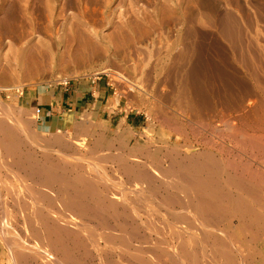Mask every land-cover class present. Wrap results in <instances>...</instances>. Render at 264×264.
Wrapping results in <instances>:
<instances>
[{"label": "rangeland", "instance_id": "rangeland-1", "mask_svg": "<svg viewBox=\"0 0 264 264\" xmlns=\"http://www.w3.org/2000/svg\"><path fill=\"white\" fill-rule=\"evenodd\" d=\"M16 1L17 0H0V121L9 124V127L11 129L13 127L14 131L18 130L15 132V135L17 136L19 133L18 136H21L20 141L23 143V146L19 145L20 141L18 140V147H21L18 151H21L22 154H31L30 156L33 159H38L37 161L40 162L43 159H45L44 161H46V159L48 161L50 157L51 161H53L52 163H61L60 159L65 160L67 157H69L68 160L70 162V158H72L70 163L81 162L84 164V167L86 166L83 173L88 175L92 174H90L88 166L94 164L97 166L96 172L93 174H96L94 176V181L100 180L103 182L104 179L102 180L101 178L105 177L106 179L110 178L114 181V187L111 186L109 192H107L106 198L109 201L114 203L118 202L116 204L122 203L121 201H123V198L120 193L127 188H138L137 185H139V188H142L141 191L143 195L145 194L146 196H144L147 197V199L152 198L148 199L147 205L151 209L155 208L153 210L156 212L159 211L157 214L151 213L154 212L153 210L143 211L144 208L138 211L137 215L140 214L141 216L135 215V218H133L136 221V225L138 224V228L136 227L138 230L126 228L129 232L126 235L127 240L121 241L119 229H104L105 227H99L94 220H90L88 217H83L82 219L78 216H70L71 214H69L70 212L68 210V212L66 210L62 211L63 213L60 211L58 212V210L55 209V205H57V207L62 206V200H60V198H56L53 201V206L47 205L44 202L42 203V201H40L41 204H36V202L39 203V201H35L34 205H41L43 213L46 212V216L49 220L52 218L56 220L55 222H64L68 228L74 226L76 228L78 225L79 228L76 229L81 228L79 232V237H82V239H80V248L78 246L70 247L71 244L68 243L67 247L70 245V248L68 247V250H66L71 258L69 260H61L63 257L60 256L54 248H51L45 241L46 239L43 238L44 236L40 237L42 239L40 241V238H38V240L37 238H33V235L25 234L29 233L28 231L31 227L40 229V223H37L39 218L32 210L35 207L33 206L34 200L32 197V199L30 198L29 194L25 193L24 189L25 186L30 185L28 183H31L32 186L35 185L33 184L34 181L25 177L23 172L12 164L11 154H5L4 151H1V146L8 145L11 138H9L10 133L7 132L6 134V131L0 128L3 130H0V142H3H1L2 145L0 144V264H20L19 262H22L14 257L12 252L13 247L24 248L27 253L29 252V255L26 256V260L23 258L21 264H46L44 261H47V264H53V262L54 264H117V262L120 264H138L137 262H140L139 264H157L156 262L154 263L156 259L152 254V249L156 242L162 239L159 245L161 244L160 246H164L166 244L164 247H167V249L169 247L168 250L171 251L169 246L171 244L169 242L175 245L176 241L174 240L175 238L173 239L174 241L170 239V241L167 240V237L171 234L168 233L169 231L166 233L165 229L168 230L167 228H170L173 224L178 225V223H180L178 225L180 228L185 227V222H189L193 226L195 225L190 231H192V236L196 235L198 238H201L204 228H208L211 232H216L215 234L217 236L221 237L225 243H228H226L228 245H226V247L229 248V253L231 252L230 254H234L236 259L238 258L237 260L235 259L234 264H264V224L262 222L264 220V210L261 212L262 214L258 216V225H263H260L263 227V231L258 232L259 234L255 233V235H258H253V239L252 235L250 237V232H253L256 227L260 228V226L254 224L251 228L254 227L255 229L249 230L251 229L249 228L250 225H248L249 229L246 225L245 227L240 223L242 220L237 218L236 215L229 216L226 214L220 215L217 218L210 217L211 219L207 217L206 220H204L197 217L195 214H186L184 221L173 223L175 222L173 216L178 214V210L170 208V205L166 202L167 195H164L162 190H159L157 195L150 193L145 189L144 183L141 182H137V184L135 182V184H133L134 182L132 179L123 174L124 171L120 167L123 161L127 159L129 163L136 161L137 163L134 162V164H140L139 166L144 170L151 171L153 167L157 170H165L170 164L169 160L172 159L175 153L187 159L188 156L191 157V154H193V156L198 155L200 151L202 152L205 149H210V152H214L213 155L215 154L216 157L221 156L224 159L231 158L230 160H232V158H234L233 160H238L240 157L242 159L241 164H243L244 161V163H247L248 159L252 161L249 158V152L245 153L240 149L242 154L238 148L235 147L234 149L233 144L229 142V135L235 132L243 134V132L247 131L248 133H255L257 135L262 134L264 136V0H54L52 2L54 8L59 9V7H63L64 11L67 10L65 11L66 15H70V18L73 16V21L91 23L99 33L102 32V34L112 36L115 29H119L116 31L117 33L119 32V36L115 38L118 39V41H116V44H112V42L108 44L107 40H103V45H101V49L98 50V52L91 55L89 54L82 60L71 59V57L67 56H62L60 59L52 57V59L48 61L47 59L45 61L43 60L45 63L41 61L43 64L40 62V67L37 65V69L17 68L16 71L15 68H10L9 71V68H6L5 65H7V62H11L12 48L24 45L27 41L35 44H40L42 41L50 42L52 37L54 38L55 36V31H61V29L65 27V33H69V29L71 31L74 28L68 24L63 26L61 24L62 20H58L57 24L51 29L46 28L48 31L41 27L40 30L39 26L36 25L37 23L40 24L39 21H42V19H39V21L36 20L37 23H30L27 21L28 24L24 23L26 21H15L17 23L12 22V13L20 16L22 15L21 10L24 8L23 5H21L23 4L22 1ZM30 2L32 3H28L29 5L26 7L27 14L32 15L34 13L32 15L33 17L40 18L44 14V11L41 13L43 5H39V7L37 1L36 4H34V0ZM14 5L18 6L13 7ZM30 9L32 12H30ZM80 19L82 20L80 21ZM42 25L44 26V24ZM67 27H69V29ZM18 34L23 35L25 38L22 36L21 41L17 42L16 37ZM67 38L68 37H66L65 40ZM2 71H5V73ZM89 79H99L104 82L103 84L108 89V97L106 101L103 100L99 103V109H96L97 107L94 106L90 107L82 104L80 108H77L75 113L76 116L64 127L52 129L41 128L36 122L33 113V101L41 100L42 96L50 94L52 89L56 91L73 81ZM123 113H126L127 116L130 114V117H124ZM79 119L85 120L86 129H74V124L80 121ZM17 121L18 123L20 122V126L17 124ZM5 136L9 141L5 138L4 141L2 137ZM54 137L66 143V150L64 149L65 147L61 148L57 145L54 141ZM52 138V141H48ZM24 140H26L25 142H28V144H25ZM5 142L8 143L6 144ZM44 144L48 148H46ZM52 144L54 145L52 146ZM93 145L96 146L95 149ZM41 147L44 151L41 150ZM119 147L120 149H118ZM147 148L149 149L147 150ZM177 150L180 151V153L177 152ZM115 151L116 153L121 152L123 155H121L122 159L120 161L112 159V155L115 154ZM153 151H155L158 157L157 161H153L147 156V153ZM165 151L167 152L165 153ZM106 152L109 153L104 157L103 155H105ZM140 152L147 153L142 155ZM42 153L46 155L43 156L44 154ZM168 153L171 155L169 156ZM61 154L62 157L60 156ZM70 154L76 155L74 157ZM87 154L88 156L86 157H91V159L85 158ZM76 156H81L83 160ZM63 157H65V159H63ZM86 159L91 161L87 160L88 162L86 163ZM111 160L115 162L113 163ZM121 161L122 163H120ZM149 161L151 165H149ZM153 162L155 164L157 162V164L155 165ZM158 162H160V165ZM167 162H169V164H167ZM251 163L255 166L259 165L257 167H261V169L264 170V164L261 165L260 162L257 163L255 161ZM116 165H118V168ZM150 166L152 168H150ZM115 169L121 170L118 171ZM14 172L17 173L15 174ZM20 174L22 175V179ZM24 179L27 185L24 184ZM27 179L30 182H27ZM106 179L104 182H107ZM128 181L130 184L127 183ZM156 184L157 187L160 185L159 182ZM56 186V184H52L50 185L51 189L45 186H38V188H46L45 192L47 189L48 192L49 190L54 191V188L56 191ZM86 191L88 192V189H86ZM258 192L261 198L263 197L262 201L264 203V186H260L257 193ZM116 194L119 198L115 196ZM161 195L164 198H162ZM108 197H111L113 200ZM258 203L260 205V201ZM29 204L32 205V209ZM153 204L155 205L153 206ZM150 205H152L153 208ZM256 206H258L257 203ZM46 210L50 212L47 213ZM51 210L53 212H51ZM169 210L177 212L176 214L174 212L171 214L172 212ZM148 211H151L150 213L152 216ZM146 212L150 214V217L147 216L148 214L146 215ZM57 216H63L64 220L58 221L57 219H61V217L57 218ZM80 219L82 220L79 221ZM112 219H110L112 223H117L115 218ZM160 219L164 224L166 223L164 227H162L163 223ZM54 220L50 221L54 222ZM151 220L153 222H151ZM29 221L33 223L31 224ZM201 221H204V223ZM206 222H208V225ZM81 223L83 225H80ZM156 223H159V225ZM168 223L172 225L169 226ZM182 224L184 225L181 226ZM240 224L242 227L239 228ZM154 227L159 229L157 231L158 234ZM160 227L162 228L160 229ZM88 228H90L91 231H88ZM153 230L155 231L154 233ZM161 230L163 234H161ZM108 231L112 234L111 236ZM231 231L233 236L230 235ZM148 232H150V234ZM106 233H108L109 239L111 237L110 241L108 239V242L104 239V234ZM183 233L181 237H186V233ZM129 235H131V238ZM138 236L140 238L142 236V238L140 239ZM164 238H166V240H164ZM136 239H140V242ZM201 239V244L205 249L200 246L201 249H203L204 255H199V261L197 260L196 263H187L186 261L182 263L183 261L180 262V260H178V263H176L199 264L200 262V264H225L223 258H221L222 260L217 257H215V260L214 258L211 259V257L214 256L211 253V245V248L209 247L210 240L205 239L208 243L206 244L203 236ZM14 240H18L17 242L19 244ZM145 240L149 243H146ZM11 242H16L17 244H12ZM124 242L128 244L126 245ZM29 246L31 249H29ZM127 246H130L129 249ZM136 246L139 249H137ZM36 247L37 249H35ZM143 251L145 252L144 254ZM133 252L138 255H133ZM203 252L201 254H203ZM206 252L207 254H205ZM118 254L121 255L119 256ZM127 254L130 255V257ZM122 255L128 258V260H126L125 257H121ZM12 257H14L15 260ZM108 257L113 259L114 262ZM132 257L134 261L131 259ZM161 258L164 259L165 257L162 256ZM24 261H26V263ZM162 263L167 264L164 260L161 261V264Z\"/></svg>", "mask_w": 264, "mask_h": 264}, {"label": "bare ground", "instance_id": "bare-ground-1", "mask_svg": "<svg viewBox=\"0 0 264 264\" xmlns=\"http://www.w3.org/2000/svg\"><path fill=\"white\" fill-rule=\"evenodd\" d=\"M17 1H22L23 4V9L21 10L22 11V15L20 16H17L15 15L14 13H12V22H21V21H26L24 23H27L30 22V23H33V22H36L39 21V19H42V21H39L40 24H38L37 22V26H39V29L40 27L47 30L46 28H49L51 29L52 27H54L58 20H62V25L65 26V25H70L72 27H74L71 31L69 29V27H67L69 29V33H65V27L63 29H61V31H55L54 32V38L52 37V40L50 42H40V44H35V43H31V42H25L24 45H19L17 47H14L12 48V56H11V62H7L5 65L6 68H9V71H10V68H15L16 71H17V68L18 69H21V68H26V69H31V68H34V69H37V65L39 66L40 62L41 61H45L47 59V61L49 59H52V57H56L58 59H60L62 56H67V57H71V59H75V60H82L83 58H85V56L87 55H91V54H94L96 52H98V50L101 49V45H103V40H107V43L110 44L112 42V44H116V41H118V39H115L117 36H119V32L117 33L115 29V32L113 33L112 36H107L105 34H102L99 33V31L93 26V24H89L87 22H75L73 21V16L70 18V15H66V12L67 10L64 11V8L63 7H59V9L57 8H54L53 7V1L54 0H34L36 4V1L38 2V6H42L43 7L41 8L42 11L41 13L44 11V14L40 17V18H36V17H33L32 15L34 14H27L26 12V7L29 5L28 3H32L30 2L31 0H17ZM16 1V2H17ZM56 1V0H55ZM18 2V3H19ZM17 3V4H18ZM52 4V5H51ZM13 5V4H12ZM16 5V3H15ZM13 6V7H17V6ZM59 5V4H58ZM37 6V7H38ZM39 6V7H40ZM60 6V5H59ZM138 6V5H137ZM31 7V5H30ZM87 7V6H86ZM21 8V7H20ZM32 8V7H31ZM66 8V7H65ZM85 8V7H84ZM16 9H19V8H16ZM14 11V10H13ZM19 11V10H18ZM17 11V12H18ZM35 11V10H34ZM30 12H32V10L30 9ZM29 12V13H30ZM18 14V13H17ZM75 16V15H74ZM76 17V16H75ZM79 18V17H78ZM75 19V18H74ZM76 20V19H75ZM79 20V19H78ZM82 19H80L81 21ZM87 20V19H86ZM15 22V23H17ZM61 22V21H60ZM20 24V23H19ZM28 24V23H27ZM35 24V23H34ZM33 24V25H34ZM44 24V26L42 25ZM31 25V24H29ZM60 25V23H59ZM58 25V26H59ZM118 26V25H117ZM56 28V27H55ZM66 28V29H67ZM41 30V29H40ZM50 32V30H49ZM14 33V32H13ZM51 33V32H50ZM67 35H65V34ZM121 34V33H120ZM15 35V34H14ZM16 36V35H15ZM14 36V37H15ZM22 36L21 34H18L17 35V42L18 41H21L22 39ZM121 36V35H120ZM13 37V38H14ZM24 37V36H23ZM68 37L66 40L65 38ZM25 38V37H24ZM120 38V37H118ZM112 39V40H111ZM124 40V39H123ZM3 58V57H2ZM1 58V59H2ZM43 61V62H44ZM45 63V62H44ZM41 64H43L41 62ZM0 65H1V60H0ZM3 65V64H2ZM40 67V66H39ZM38 67V68H39ZM1 71V70H0ZM30 71V70H29ZM3 72V71H2ZM1 73V72H0ZM5 73V71L3 72ZM9 73V72H8ZM7 73V74H8ZM2 110V109H1ZM14 116V115H13ZM9 120V119H8ZM244 122V121H243ZM20 123V122H19ZM18 121H17V124L19 125ZM23 124V123H22ZM15 125V124H14ZM21 125V124H20ZM19 125V126H20ZM26 125V124H25ZM10 125L7 124V123H4V121H0V128L1 129H4V131H6V134L7 132L10 133V137L11 140L9 141V139H7V137H2L3 139H7V141H9V144L8 145H5V146H1V151L5 152L6 153H10L11 157H12V164L15 165L18 170L20 169V171L23 172L24 176L27 177L28 179L30 178L31 181H34V185L35 186H32L31 183H28L30 185H27L26 183V180L24 182L25 185V193L26 194H29L30 195V198L32 197L33 198V206H35L34 202L35 201H39L36 202V204H41L40 201H42V203H46L47 205H52L53 201L56 199V198H60V200H62V206L60 207H57V205H55V209L58 210V212H62L64 210H68L71 214L70 216L74 215L75 217H81L83 219V217H88L90 218V220H94L96 222V225L98 224L99 227H105L104 229L108 228H112V229H119V234L121 235L120 237V240L121 241H125L127 240L126 239V235L127 233H129L127 231L126 228H130L131 230H134L136 229V227L138 226V224L136 225V221L133 219L135 218L134 216L137 215L138 211H140L141 209L144 210H153L155 208H153V206L155 204L150 205L152 206L153 209H151L147 203H148V199H152V198H148L145 197L142 193V188L140 189L139 188V185L138 188H135L133 187L132 189H126V190H121L122 193H120L122 195V198H123V201H121L122 203L120 204H116L112 201H109L106 196H107V192H109V189L111 186L114 185V181L111 180L110 178L109 179H106L105 178H101L102 180L106 179L107 182H101L100 180H96L94 181V176L96 175H93L94 172H96V169H97V166L96 165H91V166H88L89 167V170H90V174L91 175H88V174H84V169H86L84 167V164H82L81 162H72V158H70V162L68 160L69 157H67L65 159V157H63V159L65 160H61V163H52L53 161H51V157L50 159L47 161H44L45 159L41 160L40 161H37L38 159L35 160V158L33 159L30 155H28L27 153H24L22 154V152L18 151V149H20L18 147V140L20 141V137L15 135V132L17 131H14L13 127L12 129L9 127ZM24 126V125H23ZM248 126V125H247ZM85 127V126H84ZM22 128V127H21ZM25 128V127H24ZM76 128V127H75ZM257 128V127H256ZM0 129V130H1ZM83 129V126L82 128ZM86 129V128H85ZM259 129V128H258ZM16 130V129H15ZM231 130V129H230ZM243 130V128H242ZM248 130V129H247ZM3 131V130H1ZM0 131V132H1ZM27 131V130H26ZM237 131V130H236ZM239 131V130H238ZM244 131V130H243ZM29 133V132H28ZM3 134V132H2ZM5 134V133H4ZM5 134V135H6ZM27 134V132H26ZM25 134V135H26ZM226 136V135H225ZM19 139H17V138ZM23 137V136H22ZM33 137V136H32ZM59 137V136H58ZM29 138V137H28ZM221 138V137H220ZM4 139V141H5ZM23 139V138H22ZM30 140V139H29ZM33 140V139H31ZM42 140V139H41ZM52 139H49L48 141H52ZM98 140V139H96ZM23 141V140H22ZM26 140H24L25 142ZM54 141L57 143V145L61 148L65 147L64 149L66 150V143H64L63 141L59 140L58 138L54 137ZM65 141V140H64ZM211 141V140H210ZM2 142V141H1ZM0 142V144H1ZM32 142V141H30ZM66 142V141H65ZM71 142V141H70ZM206 142V141H205ZM229 142H231L234 146V149L235 147L238 148L239 150L241 149L243 152H249V158L250 160L252 161H255V162H260L261 165L264 164V136L261 134L257 135L255 133H248L247 131L246 132H243V134H240V132H235L233 134H230L229 135ZM3 143V142H2ZM6 144L8 142H5ZM20 144L19 145H22L23 146V143H21V141L19 142ZM69 143V142H68ZM25 144H28V142ZM36 144V143H35ZM33 144V145H35ZM38 144V142H37ZM36 144V145H37ZM43 144V143H41ZM55 144V143H54ZM52 144V146L54 145ZM95 144V142H94ZM98 144V142H97ZM2 145V144H1ZM30 145V144H29ZM32 145V146H33ZM47 145V143H46ZM44 144V146H46ZM66 145V146H65ZM42 146V147H44ZM48 146V145H47ZM46 146V148H48ZM94 146V145H93ZM99 146V145H98ZM38 147V146H37ZM40 147V146H39ZM41 147V148H42ZM96 146H94V149H95ZM51 148V147H50ZM72 148V147H71ZM172 148H175V147H172ZM171 148V149H172ZM229 148V147H228ZM60 149V148H59ZM57 149V150H59ZM73 149V148H72ZM97 149V148H96ZM110 149V148H109ZM120 149V147L118 148ZM149 148H147L148 150ZM162 149V148H161ZM168 149V148H167ZM166 149V150H167ZM176 149V148H175ZM43 150V148L41 149ZM75 150V149H73ZM116 150V149H115ZM122 150V149H121ZM140 150V149H139ZM146 150V149H145ZM222 150H223V147H222ZM227 150V149H226ZM240 150V151H241ZM28 151V150H27ZM44 151V150H43ZM48 151V150H47ZM64 151V150H63ZM93 151V150H91ZM95 151V150H94ZM101 151V150H100ZM109 151V150H108ZM173 151V150H172ZM176 151V150H175ZM217 151V150H216ZM229 151V150H228ZM241 151V153H242ZM49 152V151H48ZM51 152V151H50ZM97 152V151H96ZM114 152V151H113ZM137 152V151H136ZM167 151H165L166 153ZM177 152L180 153V151L177 150ZM222 152V151H221ZM224 152H225V149H224ZM72 153V151H71ZM77 153V152H75ZM101 153V152H100ZM109 153V152H106L105 155H103L104 157L107 156L106 154ZM112 153V152H111ZM124 153V152H122ZM147 153V152H145ZM145 153H142L140 152V154L144 155ZM164 153V152H163ZM170 153V152H169ZM168 153V155H169ZM214 152H210V149L208 150H204V151H200L198 153V155H194L191 154V157L188 156L187 159H185L183 156L181 157V155H179L178 153H175L173 156H172V159L169 160L170 161V164L169 162H167V164H169V166L164 170V169H156L155 167H151L152 170L151 171H148V170H144L143 168H141V166H139L140 164H134L133 163H129L127 162V159H123V163L122 161L120 163H122V165L120 166L121 169L124 171L123 174L127 175V177L131 178L132 181L134 182L133 184H137V182H141V183H144V186H145V189H147L150 193H153V194H158L159 190H162L164 192V195L166 194V202L168 203V205H170V208L172 209H177L178 210V214L174 217V220L175 222L173 223H176L177 221H184L185 220V216L186 214H195L197 217L201 218V219H204L206 220L207 217H209L208 219H211L210 217L212 218H217L218 216L220 215H226L228 214L229 216L230 215H236L237 218L241 219L242 222H239L242 223L244 226L246 225L247 228L249 227L248 225H250L249 228H251V226H253L254 224L258 225V216H260L264 210V203L262 201L263 197L261 198V196L259 195V192L257 193L258 191V188H260V186H264V170L260 168H258L257 166L253 165L251 162L252 161H249L248 159V162L247 163H244L241 164L242 162V159L239 157L238 160H233L234 158H232V160L230 159H224L223 157H216L215 154L213 155ZM220 153V152H219ZM238 153V152H237ZM44 154V153H42ZM41 154V155H42ZM67 154V152H66ZM126 154V153H125ZM139 154V153H138ZM137 154V155H138ZM139 154V155H140ZM230 154V153H229ZM243 154V153H242ZM3 155V154H2ZM46 154H44L43 156H45ZM55 155V154H54ZM59 155V154H58ZM72 156L75 157L74 154H70ZM69 155V156H70ZM109 155H112V154H109ZM121 152H117L115 151V154L112 155V159L114 160H117V161H120L122 159V156H121ZM127 155V154H126ZM125 155V156H126ZM135 155V154H134ZM133 155V156H134ZM171 155V154H170ZM169 155V156H170ZM35 156V155H34ZM62 157V154L60 155ZM58 156V157H60ZM64 156V155H63ZM78 156V155H77ZM76 156V157H77ZM84 156V155H83ZM88 156L85 155V158H89L91 159V157H86ZM96 156V155H94ZM93 156V157H94ZM101 156V155H100ZM147 156L149 158H151V160L153 161H157V156L155 154V151L151 152V153H147ZM193 156V157H192ZM247 156V155H246ZM245 156V157H246ZM53 157V156H52ZM57 157V156H56ZM99 157V156H98ZM102 157V158H104ZM128 157V155H127ZM137 157V156H136ZM143 157V156H141ZM168 157V156H167ZM166 157V158H167ZM190 157V158H189ZM228 157V156H227ZM235 157V156H234ZM47 158V156H46ZM54 158V157H53ZM77 158H81L83 160V158L80 156V157H77ZM84 158V159H85ZM110 158V157H108ZM126 158V157H124ZM140 158V157H139ZM165 158V159H166ZM171 158V157H169ZM59 159V158H58ZM89 159H86V163L88 162L87 160ZM99 159V158H98ZM97 159V160H98ZM111 159V158H110ZM161 159V158H160ZM168 159V158H167ZM1 160V159H0ZM68 160V161H67ZM74 160V158H73ZM80 160V159H79ZM100 160V159H99ZM98 160V161H99ZM104 160V159H103ZM137 160V159H136ZM139 160V159H138ZM144 160V159H143ZM150 160V161H151ZM258 160V161H257ZM11 161V160H10ZM43 161V162H42ZM62 161H65V162H62ZM67 161V162H66ZM75 161V160H74ZM91 161V160H89ZM106 161V160H105ZM112 161V160H111ZM116 161V162H117ZM149 161V162H150ZM162 161V160H161ZM113 162V161H112ZM115 162V161H114ZM113 162V163H114ZM142 162V161H141ZM140 162V163H141ZM103 163V162H102ZM146 163V162H145ZM160 162H158L159 164ZM116 164V163H115ZM142 164V163H141ZM153 164H155L153 162ZM152 164V165H153ZM157 164V162H156ZM155 164V165H156ZM5 165H6V162H5ZM10 165V164H8ZM89 165V163H88ZM98 165V164H97ZM147 165V163H146ZM151 165V162L150 164ZM154 165V166H155ZM160 165V164H159ZM166 165V164H165ZM260 165V166H261ZM14 166V167H15ZM117 168H118V165H116ZM115 166V167H116ZM144 166V165H143ZM8 167V166H7ZM165 167V166H164ZM162 167V168H164ZM263 167V166H262ZM1 168V167H0ZM147 168V167H146ZM159 168V166H158ZM161 168V167H160ZM9 169V168H8ZM15 169V168H14ZM110 169V168H108ZM120 169V170H121ZM16 170V169H15ZM88 170V169H87ZM107 170V169H106ZM115 170H118V169H115ZM118 170V171H120ZM86 171V170H85ZM9 172V171H8ZM7 172V173H8ZM15 173V172H14ZM13 173V174H14ZM17 173V172H16ZM15 173V174H16ZM89 173V171H88ZM121 173V172H119ZM14 174V175H15ZM19 174V172H18ZM22 174V173H21ZM20 174V175H21ZM117 174V173H116ZM108 175V174H106ZM118 175V174H117ZM121 175V174H120ZM110 176V175H109ZM116 176V175H115ZM122 176V175H121ZM103 177V176H102ZM117 177V176H116ZM120 177V176H119ZM8 178V177H7ZM17 178V177H16ZM98 178V177H97ZM114 178V177H113ZM121 178V177H120ZM123 178V177H122ZM126 178V177H125ZM21 179H22V175H21ZM27 179V180H28ZM29 179V180H30ZM117 179V178H116ZM128 179V178H127ZM126 179V180H127ZM15 180V179H14ZM27 181V182H30V181ZM109 180V181H108ZM119 180V179H118ZM118 180H115V181H118ZM123 180V179H122ZM9 181V180H8ZM13 182V181H12ZM119 182V181H118ZM157 182L160 183V185L157 187ZM19 183V182H18ZM23 183V182H22ZM125 183V182H124ZM129 183V181L127 182ZM20 184H21V181H20ZM22 184V185H24ZM52 184H56L57 188H56V191H55V188H54V191L53 190H49V191H53V192H45V189H41V188H38V186H45L49 189L50 188V185ZM117 184V183H115ZM130 184V183H129ZM18 185V184H17ZM120 185V184H119ZM127 185V184H126ZM143 185V184H142ZM20 186V185H19ZM131 186V185H130ZM136 186V187H137ZM13 187V186H12ZM114 187V186H113ZM117 187V185H116ZM123 187V185H122ZM121 187V188H122ZM129 187V185H128ZM119 188V187H118ZM86 189H88V192L86 191ZM90 189V191H89ZM112 189V188H111ZM123 189V188H122ZM262 189V187H261ZM13 190V189H12ZM118 190V189H117ZM119 190V191H120ZM115 191V190H114ZM23 192V191H22ZM110 192H113V191H110ZM117 192V191H116ZM13 193V192H12ZM14 194V193H13ZM25 194V195H26ZM115 194V193H114ZM113 194V196H114ZM17 195V194H16ZM155 195V196H156ZM163 195V196H164ZM12 196V195H11ZM22 196V195H21ZM115 196L118 197V195L116 194ZM150 197V196H149ZM162 197V195H161ZM26 198V197H25ZM31 198V199H32ZM110 199H112L111 197H108ZM119 198V197H118ZM121 198V196H120ZM164 198V197H162ZM19 199V198H18ZM261 199V200H260ZM21 200V199H20ZM113 200V199H112ZM160 200V199H159ZM164 200V201H165ZM22 201V200H21ZM116 201V200H115ZM119 201V200H118ZM150 201V200H149ZM260 201V205H259V202ZM18 202V201H17ZM32 202V201H31ZM56 202V201H55ZM60 202V201H59ZM159 202V201H158ZM15 203V202H14ZM58 203V202H57ZM256 203L258 206H256ZM27 204V203H26ZM146 204V206H145ZM157 204V203H156ZM2 205V204H1ZM15 205V204H13ZM19 205V203H18ZM43 205V204H42ZM160 205V204H159ZM28 206V204H27ZM29 206H31V209H32V205L29 204ZM41 205H36L32 210L33 212H35L36 216H38L39 218V221L37 222L39 225H40V229L38 228H34V227H31L29 228L30 230L28 231L29 233H25V234H29V235H33V238H40V237H43L44 239H46L45 241L51 246V248H54V250H56L60 256H62L64 260H69L71 257L69 255V253L67 252V248L70 246L67 247L68 243L71 244L70 247H75V246H80L81 245V240L82 237L80 238L79 237V232H80V229H76V228H79V225L78 227L75 228L74 227H69L65 225L64 222H55L56 220L50 218V220H54V222L50 221L49 218H47V214L46 212L43 213L42 211V206L40 207ZM16 207V206H15ZM22 207V206H21ZM20 207V208H21ZM46 207V206H45ZM160 207V206H159ZM50 208V207H48ZM156 208H157V205H156ZM167 208V207H166ZM169 208V206H168ZM30 209V208H29ZM30 209V210H31ZM53 209V208H51ZM54 209V211H55ZM158 209V208H157ZM156 209V210H157ZM45 210V209H44ZM166 210V209H165ZM47 211V210H46ZM67 211V212H68ZM154 212H151V213H154V214H157L158 211L156 212L155 210H153ZM172 212V210H169ZM167 211V212H169ZM13 212V211H12ZM50 211H47V213H49ZM51 212H53L51 210ZM57 212V211H56ZM57 212V213H58ZM149 212V211H148ZM149 212V213H150ZM156 212V213H155ZM161 212V211H160ZM159 212V213H160ZM166 212V213H167ZM169 212V213H171ZM174 212V211H173ZM173 212L171 214H173ZM177 212V211H176ZM176 212H174L176 214ZM180 212V213H179ZM55 213V212H54ZM53 213V214H54ZM63 213V212H62ZM142 213V212H141ZM145 213V212H144ZM150 213V214H151ZM68 214V213H66ZM143 214V213H142ZM148 213L146 212V215ZM150 214H148L147 216H149ZM168 214V213H167ZM170 214V215H171ZM169 215V216H170ZM227 215V216H228ZM264 215V213H263ZM54 216V215H53ZM137 216H141L140 214H138ZM152 216V214H151ZM172 216V215H171ZM194 216V215H193ZM195 216V217H196ZM235 216V217H236ZM21 217V216H20ZM25 217V216H24ZM23 217V219H24ZM55 217V216H54ZM58 217H61V219H57ZM150 217V216H149ZM160 217V216H159ZM225 217V216H224ZM16 218V217H15ZM27 218V216H26ZM37 218V217H36ZM57 219L58 221L59 220H64V217L63 216H57ZM86 218V219H88ZM112 218H115L117 220V223L116 222H111L110 219ZM138 218V217H137ZM140 218V217H139ZM152 218V217H151ZM171 218V217H170ZM232 218V217H231ZM230 218V219H231ZM28 219V218H27ZM82 219H80L79 221H81ZM141 219V218H140ZM155 219V218H154ZM173 219V218H172ZM196 219V218H195ZM224 219V218H223ZM260 219V218H259ZM31 220V219H30ZM66 220V219H65ZM89 220V221H90ZM113 220V219H112ZM115 220V221H116ZM197 220V219H196ZM199 220V219H198ZM214 220V219H212ZM26 221V220H25ZM69 221V220H68ZM85 221V219H84ZM135 221V222H134ZM147 221V220H146ZM145 221V222H146ZM157 221V220H156ZM160 221L162 222V220L160 219ZM165 221V220H164ZM30 222V221H29ZM71 222V221H70ZM93 222V221H92ZM141 222V221H140ZM151 222H153L151 220ZM204 223V221H201ZM215 222V221H214ZM219 222V221H218ZM263 224H264V220L262 221ZM260 222V223H262ZM4 223V222H3ZM31 223V222H30ZM29 223V224H30ZM33 223V222H32ZM31 223V224H32ZM36 223V222H35ZM67 223V222H66ZM88 223V222H87ZM142 223V222H141ZM163 223V226H165L164 222ZM183 223V222H182ZM188 223V224H187ZM210 223V222H209ZM259 223V224H260ZM16 224V223H15ZM24 224V223H23ZM79 224V223H78ZM159 225V223H156ZM155 224V225H156ZM180 223H178L179 225ZM185 227H181L178 226L177 224H169V226H171L170 228H167L168 230L165 229V232L167 233H170L171 237L168 236L167 237V240H174L176 241L175 245L173 243L172 245V242H169L171 245L170 246V250L169 251V247L167 249V247H164L163 245L160 246L159 245V242L162 240H158L154 246V248L152 249L153 251V255H154V258L156 259V261H154V263L156 262L157 264H161V261L164 260L167 264H177L178 260H180V262L184 263L185 261L187 263H196V261L198 260V257L200 258L199 255H204V252H203V249H205L204 246H202V236H203V239H209L210 240V244H209V247L211 245V253L213 254L214 257H211L214 258L215 260V257L219 258L220 260H222L221 258L224 259L225 261V264H234L235 263V256L234 254H230L229 253V248L226 247L227 244L224 242V240L217 236L214 232H211L209 231L208 228H204L203 231H202V236L201 238L199 237H196V235L192 236L191 232V228L194 227L192 224H190L189 222H185ZM201 224V223H200ZM206 224L208 225V222H206ZM239 224V223H238ZM80 225H83L82 223ZM94 225V224H93ZM146 225V224H145ZM157 225V226H158ZM176 225V226H175ZM184 224H182L181 226H183ZM262 225V224H260ZM258 225V226H260ZM36 226V225H35ZM70 226V224H69ZM77 226V225H76ZM85 226V225H84ZM141 226V225H140ZM144 226V225H143ZM149 226V225H148ZM147 226V227H148ZM153 226H154V223H153ZM161 226V225H160ZM167 226V227H169ZM178 226V227H177ZM203 226V224H202ZM245 226V227H246ZM263 226V225H262ZM260 226V228L256 227V229L253 231V232H250V237L252 235V239L254 238V236H257L259 233L258 232H261L263 231L262 227ZM37 227V226H36ZM83 227V226H82ZM159 227V226H158ZM160 227V229L162 228ZM242 227L241 224L239 225V228ZM84 228V227H83ZM82 228V229H83ZM93 228V227H92ZM138 228V227H137ZM142 228V226H141ZM157 228V227H156ZM154 227V229L156 230V232L159 230V229H156ZM203 228V227H202ZM216 228V227H215ZM248 228V229H249ZM253 228L249 229V230H252ZM19 229V228H18ZM87 229V228H86ZM97 229V228H96ZM138 230V229H136ZM135 230V231H136ZM152 230V229H150ZM149 230V231H150ZM196 230V229H195ZM213 230V229H212ZM244 230V229H243ZM31 231V232H30ZM85 231V230H84ZM88 231H91L90 228H88ZM162 231V230H161ZM220 231V230H219ZM218 231V232H219ZM106 232V231H105ZM118 232V231H117ZM134 232V231H133ZM155 231L153 230V233ZM164 232V233H165ZM186 233V237H181L182 233ZM93 233V232H92ZM103 233V232H102ZM109 233V231H108ZM104 234L105 237L104 239H106V242H108V239H109V235L111 236L112 234L109 233ZM150 234V232H148ZM160 233V232H159ZM165 233V234H166ZM183 233V234H184ZM197 233V232H196ZM228 233V232H227ZM226 233V234H227ZM232 234V231L230 232ZM255 233H258L257 235H255ZM90 234V233H89ZM131 234V233H130ZM139 234V233H138ZM141 234H144V233H141ZM158 234V232H157ZM163 234V231L162 233ZM160 234V235H161ZM194 234V233H193ZM103 235V236H104ZM114 235V234H113ZM116 235V234H115ZM169 235V234H167ZM224 235V234H223ZM238 235V234H237ZM89 236V235H88ZM131 235H129L130 237ZM135 236V234H134ZM166 236V235H165ZM227 236V235H226ZM101 237V236H100ZM136 237V236H135ZM134 237V239H135ZM139 237V236H138ZM145 237V236H144ZM223 237V236H222ZM259 237V236H258ZM10 238V237H9ZM20 238V237H19ZM93 238V236H92ZM98 238V237H97ZM114 238V237H113ZM131 238V237H130ZM129 238V239H130ZM137 238V237H136ZM140 238V237H139ZM142 238V236H141ZM140 238V239H141ZM231 238V236H230ZM25 239V238H24ZM111 239V237H110ZM109 239V241H110ZM115 239V238H114ZM119 239V238H118ZM140 239H136V240H139L140 242ZM145 239V238H143ZM150 239V238H149ZM154 239V238H153ZM237 239V237H236ZM249 239V238H248ZM19 240V239H18ZM17 240V241H18ZM36 240V239H35ZM39 240V239H38ZM42 239L40 238V241ZM95 240V239H94ZM102 240V239H101ZM135 240V241H136ZM148 240V239H146ZM145 240V241H146ZM164 240H166V238H164ZM169 240V241H170ZM173 240V241H174ZM13 241V240H12ZM16 241V240H14ZM16 241V242H17ZM44 241V243H45ZM89 241V240H88ZM114 241V240H113ZM111 241V242H113ZM120 241V242H121ZM130 241V240H129ZM144 241V240H143ZM152 241V240H151ZM227 241L229 242V240L227 239ZM238 241V240H237ZM256 241V240H255ZM5 242V241H4ZM9 242V241H8ZM14 243V242H11L12 244H17V243ZM24 242V241H23ZM29 242V241H28ZM110 242V243H111ZM142 242V241H141ZM163 242V241H162ZM167 242V241H166ZM206 244L207 241L205 240ZM38 243V242H37ZM84 243V242H83ZM99 243V242H98ZM109 243V244H110ZM123 243V242H122ZM125 243V242H124ZM130 243V242H129ZM143 243V242H142ZM146 243H149L148 241H146ZM153 243V242H152ZM161 243V242H160ZM19 244V243H18ZM25 244V243H24ZM30 244V243H29ZM126 245L128 243H125ZM145 244V243H144ZM164 244V242H163ZM201 244V245H199ZM7 245V244H6ZM10 245V244H9ZM32 245V244H31ZM37 245V244H36ZM91 245V244H90ZM104 245V244H103ZM121 245V244H120ZM124 245V244H122ZM131 245V243H130ZM137 245V244H136ZM147 245V244H146ZM145 245V246H146ZM167 245V246H168ZM8 246V245H7ZM13 246V245H12ZM16 246V245H15ZM39 246V245H38ZM115 246V245H114ZM125 246V245H124ZM132 246V245H131ZM134 246V244H133ZM140 246V245H139ZM143 246V245H142ZM141 246V247H142ZM201 246V247H200ZM215 246V247H213ZM228 246V245H227ZM235 246V245H234ZM32 247V246H31ZM46 247V246H45ZM69 247V248H70ZM128 247V246H127ZM130 247V246H129ZM128 247V249H129ZM135 247V246H134ZM141 247H140V250H141ZM207 247V246H206ZM14 248V247H13ZM12 248V252H13V255L16 259L20 260L23 262V258H25L24 260H26V256H28L29 252L27 253L25 251V249L23 248H18V247H15L14 249ZM40 248V247H39ZM50 248V247H49ZM77 248V247H76ZM80 248V247H79ZM91 248V247H90ZM101 248V247H100ZM124 248V247H123ZM137 248V246H136ZM145 248V247H144ZM152 248V247H151ZM248 248V247H247ZM29 249L30 246H29ZM37 249V247L35 248ZM67 249V250H66ZM73 249V248H71ZM84 249V248H83ZM97 249V248H96ZM99 249V248H98ZM127 249V248H126ZM139 249V248H137ZM11 250V249H10ZM27 250V249H26ZM34 250V248H33ZM40 250V249H39ZM47 250V249H46ZM53 250V251H54ZM95 250V249H94ZM93 250V251H94ZM112 250V249H111ZM122 250V249H121ZM120 250V251H121ZM133 250V249H132ZM148 250V248H147ZM236 250V249H235ZM74 251V250H73ZM89 251V250H88ZM100 251V250H99ZM123 251V250H122ZM134 251V250H133ZM137 251V250H136ZM150 251V250H149ZM205 251V250H204ZM238 251V249H237ZM241 251V250H240ZM41 252V251H40ZM39 252V253H40ZM51 252V251H50ZM55 252V251H54ZM71 252V251H69ZM87 252V251H86ZM116 252V251H115ZM118 252V251H117ZM132 252V251H131ZM148 252V251H146ZM203 252V254H201ZM208 252V251H207ZM207 252L205 254H207ZM210 252V250H209ZM208 252V253H209ZM31 253V251H30ZM38 253V254H39ZM81 253V252H80ZM124 253V252H123ZM126 253V251H125ZM128 253H129V250H128ZM135 252H133V255H138V254H134ZM138 253V252H137ZM141 253H142V250H141ZM145 252L143 251V254ZM32 254V253H31ZM34 254V253H33ZM41 254V253H40ZM57 254V253H56ZM148 254H151V253H148ZM36 255V254H35ZM43 255V254H42ZM73 255V254H72ZM93 255V254H92ZM109 255V253H108ZM111 255V254H110ZM119 255V254H118ZM121 255V254H120ZM119 255V256H120ZM125 255V254H124ZM128 255V254H127ZM126 255V256H127ZM45 256V255H44ZM105 256V255H104ZM112 256V255H111ZM117 256V255H116ZM130 257V255H128ZM141 256V254H140ZM147 256V255H146ZM164 256L165 258L162 259L161 257ZM212 256V255H211ZM12 257V258H14ZM31 257V256H30ZM38 257V256H37ZM73 257V256H72ZM121 257H125V256H121ZM134 257V256H133ZM133 257L131 258L133 261ZM139 257V256H138ZM143 257V256H142ZM140 257V258H142ZM238 257V256H237ZM14 258V260H15ZM43 258V257H42ZM54 258V257H52ZM109 258V257H108ZM118 258V256H117ZM126 258V257H125ZM135 258V257H134ZM152 258V257H151ZM207 258V257H206ZM22 259V260H21ZM31 259V258H30ZM35 259V258H34ZM110 259V258H109ZM130 259V260H131ZM145 259V258H144ZM143 259V260H144ZM149 259V258H148ZM154 259V260H155ZM205 259V258H204ZM209 259V257H208ZM238 259V258H237ZM236 259V260H237ZM17 260V261H18ZM79 260V259H78ZM101 260V259H100ZM113 261V259H110ZM109 260V261H110ZM115 260V259H114ZM119 260V259H118ZM126 260H128V258H126ZM137 260V259H136ZM140 260V259H139ZM138 260V261H139ZM147 260V259H146ZM219 260V261H220ZM43 261V260H42ZM73 261V260H72ZM97 261V260H96ZM102 261V260H101ZM141 261V260H140ZM199 261V260H198ZM212 261V260H211ZM217 261V259H216ZM223 261V262H224ZM22 262H19L20 264ZM26 263V261H24ZM46 262L47 264V261H44ZM62 262V261H61ZM111 262V261H110ZM114 262V261H113ZM112 262V263H113ZM116 262V261H115ZM121 262V260H120ZM145 262V260H144ZM148 262V261H147ZM146 262V263H147ZM177 262V263H176ZM222 262V261H221ZM39 263V262H38ZM68 263V262H67ZM76 263V262H74ZM78 263V262H77ZM95 263V262H94ZM103 263V262H102ZM123 263V262H122ZM138 264L140 262H137ZM150 263V262H148ZM213 263V262H212ZM27 264V263H26ZM30 264V263H29ZM54 264V262H53ZM81 264V263H80ZM115 264V263H114ZM117 264H120L117 262ZM143 264V263H141ZM163 264V263H162ZM200 264V262H199ZM215 264V263H214ZM224 264V263H222ZM238 264V263H237Z\"/></svg>", "mask_w": 264, "mask_h": 264}, {"label": "crops", "instance_id": "crops-1", "mask_svg": "<svg viewBox=\"0 0 264 264\" xmlns=\"http://www.w3.org/2000/svg\"><path fill=\"white\" fill-rule=\"evenodd\" d=\"M103 83L99 79L80 80L62 86L56 91L52 89L51 93L43 95L41 100L33 101L32 109L36 122L43 129L64 127L76 116L77 108L82 104L99 109V103L106 101L108 97V89ZM123 116L129 118L130 114L127 116L123 113ZM82 126L84 129V119L77 121L74 129L82 130Z\"/></svg>", "mask_w": 264, "mask_h": 264}]
</instances>
